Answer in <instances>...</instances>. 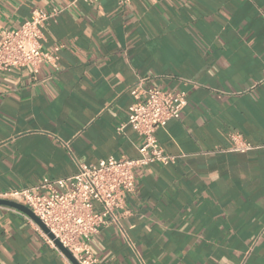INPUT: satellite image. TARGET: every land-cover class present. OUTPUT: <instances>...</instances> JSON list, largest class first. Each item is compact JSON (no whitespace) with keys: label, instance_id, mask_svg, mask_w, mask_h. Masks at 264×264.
I'll list each match as a JSON object with an SVG mask.
<instances>
[{"label":"crops","instance_id":"obj_1","mask_svg":"<svg viewBox=\"0 0 264 264\" xmlns=\"http://www.w3.org/2000/svg\"><path fill=\"white\" fill-rule=\"evenodd\" d=\"M37 8L58 10L42 49L63 47L56 66L0 73V194L138 158L126 122L142 78L186 94L155 131L177 159L134 169L122 229L90 244L95 264H264V0H0V28ZM243 141L257 147L233 150ZM0 264L67 262L0 205Z\"/></svg>","mask_w":264,"mask_h":264},{"label":"built area","instance_id":"obj_2","mask_svg":"<svg viewBox=\"0 0 264 264\" xmlns=\"http://www.w3.org/2000/svg\"><path fill=\"white\" fill-rule=\"evenodd\" d=\"M76 1L72 0V3ZM83 1L90 3L94 0ZM57 12L55 8L49 11L37 8L19 27L0 28V73L24 66H30L36 73L43 63L56 66L63 45L44 51L40 40L46 21ZM129 91L132 103L128 107L126 124L142 138L137 147L138 158L121 156L101 159L96 164L80 162L77 171L69 176L45 177L32 185L0 194V198L27 206L78 264L96 263L90 244L96 241L104 226L113 224L122 229L121 216L126 212V200L135 190L134 169L154 162L174 163L177 159V156L164 152L155 131L164 127L168 120L179 118L187 104L185 92L145 87L142 78ZM123 125L117 129L121 130ZM256 147L243 141L235 143L233 150ZM23 215L43 241L67 264H73L33 219Z\"/></svg>","mask_w":264,"mask_h":264},{"label":"water","instance_id":"obj_3","mask_svg":"<svg viewBox=\"0 0 264 264\" xmlns=\"http://www.w3.org/2000/svg\"><path fill=\"white\" fill-rule=\"evenodd\" d=\"M0 205L7 206L13 209H16L18 211L23 212L24 214L28 215L31 219H33L41 228L42 230L51 238L54 240V243L57 245V247L60 249V251L73 263L78 264L71 253L65 248L57 239H54V236L49 232V230L43 225V223L32 213V211L25 205L5 198H0Z\"/></svg>","mask_w":264,"mask_h":264}]
</instances>
